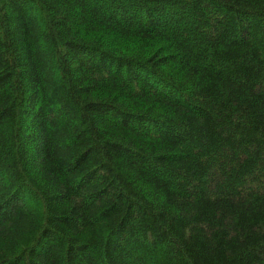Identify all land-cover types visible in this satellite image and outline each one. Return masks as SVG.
<instances>
[{
	"label": "trees",
	"instance_id": "trees-1",
	"mask_svg": "<svg viewBox=\"0 0 264 264\" xmlns=\"http://www.w3.org/2000/svg\"><path fill=\"white\" fill-rule=\"evenodd\" d=\"M0 264H264V0H0Z\"/></svg>",
	"mask_w": 264,
	"mask_h": 264
}]
</instances>
